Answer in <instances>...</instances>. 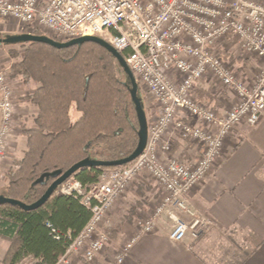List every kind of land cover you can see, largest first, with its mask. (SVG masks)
<instances>
[{
  "label": "built area",
  "instance_id": "built-area-1",
  "mask_svg": "<svg viewBox=\"0 0 264 264\" xmlns=\"http://www.w3.org/2000/svg\"><path fill=\"white\" fill-rule=\"evenodd\" d=\"M6 23L12 25L0 32L8 37L41 31L65 42L85 36L103 39L122 54L138 84L159 106V116L149 124L146 148L129 166L104 171L101 180L90 185L73 178L58 188V195L79 199L89 208L91 218L56 264H73L81 257L95 262L111 242L102 230L105 218L143 174L157 182L162 199L153 214L140 221L113 264H125L139 238L156 232L167 213L172 241L198 238L212 222L189 202V193L205 181L234 128L254 127L264 116V0H0V24ZM230 40L242 54L257 59L254 84L242 80L215 52L219 43ZM7 75V69L0 68V182L16 112ZM205 76L235 94L223 115L194 96ZM176 135L199 144L201 154L194 163L175 156Z\"/></svg>",
  "mask_w": 264,
  "mask_h": 264
},
{
  "label": "trees",
  "instance_id": "trees-1",
  "mask_svg": "<svg viewBox=\"0 0 264 264\" xmlns=\"http://www.w3.org/2000/svg\"><path fill=\"white\" fill-rule=\"evenodd\" d=\"M33 35L49 37L41 31ZM14 45L18 44H0V48ZM19 45L22 52H10L15 59L12 72L24 84L37 86L24 96L37 114L30 126L22 128L27 147L6 173L5 196L33 204L55 181L37 184L44 174L66 172L85 159L114 161L130 156L139 142L140 125L129 78L101 45L86 42L64 49L38 42ZM129 165L87 167L70 179L90 185L101 180L102 172ZM90 218V209L79 199L57 193L32 211L0 205V239L9 243L0 264L26 260L56 264Z\"/></svg>",
  "mask_w": 264,
  "mask_h": 264
},
{
  "label": "crops",
  "instance_id": "crops-1",
  "mask_svg": "<svg viewBox=\"0 0 264 264\" xmlns=\"http://www.w3.org/2000/svg\"><path fill=\"white\" fill-rule=\"evenodd\" d=\"M251 75L246 70L240 77L252 85ZM222 90L217 80L205 76L197 82L194 96L223 115L236 97ZM26 109L37 113L31 106ZM153 113L159 112L155 109ZM185 119L198 125L196 120ZM22 138L15 133L10 138L5 163L26 150L18 148ZM174 138L175 156L186 164L194 163L201 154L199 144L177 135ZM156 187L141 177L117 200L104 224L117 242L124 243L159 202L161 192ZM188 200L215 227L198 238L188 235L183 243H176L169 237L172 222L167 213L156 232L139 238L125 264H264V116L254 127L240 124L234 128L222 155ZM114 255L110 248L93 264H112ZM73 264L89 263L81 257Z\"/></svg>",
  "mask_w": 264,
  "mask_h": 264
},
{
  "label": "rangeland",
  "instance_id": "rangeland-1",
  "mask_svg": "<svg viewBox=\"0 0 264 264\" xmlns=\"http://www.w3.org/2000/svg\"><path fill=\"white\" fill-rule=\"evenodd\" d=\"M10 24L11 23L0 24V29L1 28L4 29L5 27L7 28V26ZM44 34L49 35V37H54L48 33H44ZM9 35L10 34L5 33L3 31L0 32V38H7ZM14 49L22 52L24 48H23V46H21L19 44L14 45V46H7V47L0 48V68L7 69V73H8L7 76H9L10 85H11V88H12V90L14 92V96H15L14 100H15L16 112H15V126H14V130H13V135L15 133V134H18L20 136H23L22 128L24 126H30L32 119L37 114L32 109H26V107H28V106H31L33 108H35V107L32 106L31 104H29L28 101L24 99V96L28 92H33L37 86L34 83L24 84L20 77H16L15 75H13L12 66L15 62V59L11 56L10 52H11V50H14ZM214 50L216 53H218L220 55V57H222L224 59L225 62H227L228 64L231 65L232 68H234L235 72L238 74L239 77L242 76V73H244L246 70H249V71H251V74H252L251 76H254V81H255V78H256L258 71H259V63H258L257 59H255V57L242 54L237 49L235 40H230V41H225V42L219 43L215 47ZM242 80H244V79L242 78ZM140 88H141L140 92L142 95V99H143L144 104H145L144 109L146 111V115H147V119H148V126H149V124L154 122L156 120V118L159 116V113H158V115H155V116L153 113L155 109H157V111L159 112V106H158V103L148 94V92L145 90L144 87L140 86ZM223 90L227 91L228 94H230L229 92L233 93L232 91H230L228 89L223 88ZM235 100H234V102H235ZM233 103H232V105H233ZM0 119H1V114H0ZM24 138L25 137L23 136V138H22L23 141L21 140L18 144L19 150L26 148V140ZM174 140H175V138H174ZM19 156H22V152L18 153V155L11 158V160L8 159V161L3 164V170H4L5 177H4L3 181L0 182V195H6V186H7L6 185V183H7L6 173L9 170V168L11 167L13 160ZM141 177L145 178L146 183H148L150 185L154 184L155 186H158L156 188H159V191L161 192V198H160L159 202H157L156 205H154V208L151 210L150 214H148L144 218V219H147L153 214L156 207L160 204L161 199H162V195H163V190L160 188V186L157 184V182L155 180H153V178H151V176H149L147 174H143ZM141 177H139V178H141ZM139 178H137L136 180H138ZM69 180H71V179H69ZM136 180H134L130 184V186L133 185ZM129 187L127 188V190L125 191L123 196H125L129 192L128 191ZM116 203H115V205H116ZM115 205H114V207H115ZM112 211H113V209L108 213L107 217L105 218L103 226H102V230L109 233L110 238H111V242H110L109 246H107L103 252H106L110 248H114V250H115L114 260L112 262V264H113L115 261L116 255L120 251V248L122 246H124L132 238V236H134L136 234L138 228H135L132 235L129 236V238L124 243L117 242L116 239L114 238L113 234H111L106 229V227L104 225L108 216L110 215V213ZM214 227H215L214 223H212L202 234L208 232L209 230H212ZM8 246H9L8 242L0 239V260H2L3 257L5 256V250H7ZM22 264H33V263L30 260H26Z\"/></svg>",
  "mask_w": 264,
  "mask_h": 264
},
{
  "label": "water",
  "instance_id": "water-1",
  "mask_svg": "<svg viewBox=\"0 0 264 264\" xmlns=\"http://www.w3.org/2000/svg\"><path fill=\"white\" fill-rule=\"evenodd\" d=\"M24 42H38V43H45L49 44L50 46H53L58 49H64L69 48L74 45H81L86 42H94L105 49H107L119 62L120 66L124 69L126 75L129 78V88L131 92V96L133 99V102L135 104V109L137 112V117L140 125V131H139V142L134 150V152L123 159L120 160H114V161H98V160H90L85 159L74 166H72L69 170L66 172L62 171H56L53 173L44 174L36 183H44L45 180H48L50 178L55 179V181L49 186L45 194L36 202L33 204H27L25 202L8 198L5 195H0V205L4 204H10L18 206L22 209H25L27 211H32L40 208L45 203H47L50 198L57 192L58 188L68 181L76 172L83 168L87 167H122L127 164L132 163L135 161L145 150L147 142H148V119L146 112L144 110V104L142 103V100L138 96L139 86L138 82L136 80V77L128 64L126 63L124 57L121 53H119L114 47H112L109 43L104 41L103 39L99 37H91V36H85L81 38H77L74 40H70L67 42H57L54 39L48 37V36H36V35H29V34H22L18 36H11L7 38H0V44H19Z\"/></svg>",
  "mask_w": 264,
  "mask_h": 264
}]
</instances>
